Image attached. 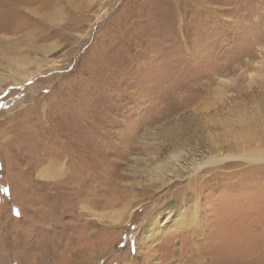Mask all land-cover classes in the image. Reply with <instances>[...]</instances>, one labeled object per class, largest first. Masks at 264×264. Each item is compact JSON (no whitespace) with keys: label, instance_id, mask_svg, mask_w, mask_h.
Segmentation results:
<instances>
[{"label":"rangeland","instance_id":"rangeland-1","mask_svg":"<svg viewBox=\"0 0 264 264\" xmlns=\"http://www.w3.org/2000/svg\"><path fill=\"white\" fill-rule=\"evenodd\" d=\"M12 1L0 40L28 78L0 82V264H264V163L243 158L264 149V0ZM188 145L230 159L162 184Z\"/></svg>","mask_w":264,"mask_h":264},{"label":"bare ground","instance_id":"bare-ground-1","mask_svg":"<svg viewBox=\"0 0 264 264\" xmlns=\"http://www.w3.org/2000/svg\"><path fill=\"white\" fill-rule=\"evenodd\" d=\"M53 1L54 0H42L41 2H42L43 6L44 5L49 6ZM36 2H37V0H13L8 6H11V9L14 10V12L19 14L21 12H24V8H22V6H25L24 4H34ZM38 5H40V2L38 3ZM5 11H6V9H5ZM19 20H20V18L12 19V21L9 22V25H7L5 28H3V30L16 36L23 29V24H24L23 22L21 23V21H19ZM15 39H16L15 42L10 43V44H7L6 42H4L5 40H0L1 66L5 67L4 74L0 77V82H3V80H1V79H9L14 84L19 85V84H21V82H20L21 80H25L28 78L27 75H24L25 70L23 68L25 63H27L28 61L26 60L25 57H21L22 55L20 53V45H21L22 41L17 40V37H15ZM5 44H6V46H5ZM29 45L31 48H33V49L35 48V45L33 43H29ZM1 89L2 88L0 87V90ZM259 96H260L261 101L264 103V84L260 85ZM262 102H261V104H263ZM262 111H263V109H262ZM263 117H264V114H263ZM237 122H239L240 125L243 126V123L245 121L244 120H238ZM210 124H214V122H211ZM210 124H209V129H210ZM238 124L236 123L237 127L239 126ZM245 125H248L247 127H249V124H245ZM263 127H264V121H262V128ZM240 130L243 131V127L240 126L239 131ZM259 138H260V144H262L264 142V130H261L259 132ZM245 139H246V141L248 140L247 135H245ZM247 143L249 144L250 142H247ZM261 146H263V148H264V145H261ZM157 150H162V148L158 147ZM204 150H205L204 146H199V147L193 146L192 147V146L188 145V149L181 148L179 150L171 151V153L167 157L166 161H164L162 163H158L157 167L160 168V172L163 170L162 172H164V173H162V174L158 173L156 178L158 180H160L162 184L168 183L169 181L172 180V178H180V174H182L183 172L186 174H189V175H194L195 173H197L200 170V168H202L204 166L218 164L222 161H225L226 159H230V157H228V154H225V153H221V154L219 153L216 155L206 157L205 155H202L204 153ZM152 153H154V152L152 151ZM200 157H202L204 160L201 161ZM243 158H245L248 162H252V163L253 162L264 163V149H262V152L250 151V154L248 156L243 157ZM58 171H59V169L56 168L55 166L53 168L52 165L51 166L48 165V166L42 167L38 171L37 176H38V178H41L43 180H49L48 178L55 177V175L58 173ZM167 176H169V177H167ZM195 181H197V179L192 180L190 183L195 182ZM137 183H136V185H137ZM177 208H179V206L173 205V204L165 206V208H164L165 212L164 213H167L165 218L168 220V218L175 215L174 212L178 211ZM92 213H93V211H92ZM181 213H183V212H181ZM182 215H184V214H179L180 219H178V221H180L179 223H181V225L178 227L176 226V227L177 228L184 227L185 230H188L191 227H193L194 226L193 222L196 218L195 213H194V216H193V213L190 214V216L184 215L186 218V219L184 218V220L182 218ZM176 220H177V218H176ZM168 228H170V227H168ZM162 234H168V232L163 231ZM148 236H151V237H148L149 238L148 242L150 243V240L153 239V235L148 233Z\"/></svg>","mask_w":264,"mask_h":264}]
</instances>
